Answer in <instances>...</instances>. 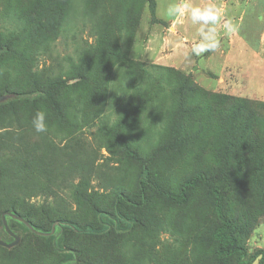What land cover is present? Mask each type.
Wrapping results in <instances>:
<instances>
[{"label": "rangeland", "instance_id": "obj_1", "mask_svg": "<svg viewBox=\"0 0 264 264\" xmlns=\"http://www.w3.org/2000/svg\"><path fill=\"white\" fill-rule=\"evenodd\" d=\"M32 1L0 0V36L16 35L22 30L16 12L25 9L30 16ZM177 2L157 0L156 17L157 12L164 20L172 17L166 15L167 7ZM116 4L120 6L117 0H69L68 16L62 27L59 29L58 23V30H49L53 36L38 35L39 41L25 50L26 59L24 67L17 71L18 80L27 83L25 86L28 87H38L36 84H39L48 90L52 86L56 96L64 101V109L60 110L59 116L45 101H34V97H29L28 104L12 122L0 124L2 147L8 148L13 157L32 158L38 162L34 174L27 179L25 193L20 195H24V203L29 208H52L80 221L83 226L95 224L93 206L109 207L115 192L120 190L134 193L139 168L134 154L126 149L150 151L164 141L166 144L170 142L171 138L164 134V130L170 117V109H167L176 103L172 94L175 89L168 81L171 74L163 69L173 68L175 73L198 85L203 76L199 61L186 71L171 66L173 63L168 51H164L167 50L166 42L163 46L168 25L159 19L153 23L151 10L146 6L129 54L135 62H142L151 78L146 79L142 71L121 67L119 63L112 66L104 63L105 67H100L96 76L88 73L89 65L83 66L84 80L76 76L69 82L75 86L67 89L53 86L59 80L73 78L78 72L81 56L87 55L90 47L95 45L93 17L103 23L104 14L100 15L103 7L106 6V16H109L111 7ZM203 27L206 28L205 22ZM7 60V55H0L1 65ZM92 64L95 67V63ZM156 65L159 67H152ZM245 87V98L253 99L255 95L254 101L264 103V82L256 91L250 85ZM0 98L6 100L8 97ZM185 99L181 104L186 107L190 99ZM38 111L45 113L47 130L42 133L36 132L32 123ZM122 121H126V130L119 134L117 128ZM186 130H191L190 123ZM187 131L183 132L187 138L178 145V151L160 157L154 165L155 180L172 191H177L199 167L197 160L190 156L196 145H199L196 153L209 152L204 151V144L199 140L197 143L194 135ZM214 183L225 192L227 212L235 224L234 232L249 256L264 251V191L260 194L252 186L253 181L237 174L231 180L218 178ZM142 218L140 228L124 239L110 240L112 242L108 246L105 240L87 243L81 239L87 243L85 253L94 251L95 259L83 256L80 264H98L102 258L109 264L116 258L122 260L120 264H186V259H190L188 264H215L212 262L214 244L210 233L217 221L212 198L201 187L192 192L190 201L183 207L153 196L148 208L142 211ZM54 233V228L51 234L35 232L38 236ZM17 237L19 247L13 256L0 252V264L29 263V243L35 241L23 236L20 243L22 238ZM128 243L134 247L132 252L127 246L121 247ZM118 248H121L119 255ZM47 260L37 264H49L52 259ZM253 264H260L259 258Z\"/></svg>", "mask_w": 264, "mask_h": 264}, {"label": "trees", "instance_id": "obj_2", "mask_svg": "<svg viewBox=\"0 0 264 264\" xmlns=\"http://www.w3.org/2000/svg\"><path fill=\"white\" fill-rule=\"evenodd\" d=\"M117 1L120 6L116 4L111 7L112 14L109 16H106V6L103 7L100 14H104L103 23L93 17L95 45L90 47L87 55L85 53L81 56V65L77 68L79 73H74L73 78L59 80L53 86L59 89L75 86L76 84L70 85L69 82L76 76L81 81L84 80L81 73L83 66L89 65L88 73L96 76L99 68L105 67L104 63H110L111 66L119 63L121 67L142 71L146 79L152 77L144 69L142 62H135L129 53L140 29L141 14L146 6L151 10V21L158 22L157 0ZM31 5L30 16H27L25 9L16 12V19L22 23V30L16 35L0 36V55L8 56V60L0 64V97H8L6 100L0 98V124L12 122L28 104L29 97H34V101H45L58 116L60 110L64 109V101L56 96L52 86L48 90L39 84H36L38 87L25 86L27 83L23 84L18 80L17 71L24 67L25 50L39 41L38 35L53 36L49 30H58L57 24L59 23L60 29L66 22L69 0H34ZM163 70L171 74L170 79L169 75L167 79L175 89L172 94L176 103L167 109H170V117L166 120L168 122L164 130V134L170 136L171 140L168 144L165 141L160 143L150 151L143 148L142 152L126 149L134 154L139 168L136 189L134 193L124 190L115 192L109 207L93 206L95 224L92 226H83L80 221L59 214L52 208H29L23 201L24 195H20L27 189L28 180L38 167V162L32 158L13 157L7 151L8 148L2 147L3 142L0 141V239L11 243L15 241L10 235L13 233L22 238L20 243L23 236L34 240V243H29L28 264L48 261V258L52 259L49 264H80L83 256L94 258V251L85 253L87 243L105 240L108 246L112 242L110 240L124 239L132 234L143 225L142 211L148 208L153 196L176 207H183L188 204L192 192L198 187L212 198L213 213L217 221L216 227L210 233L214 244L212 262L253 264L259 258V263L264 264V251H257L250 257L246 247L240 242L239 236L234 232V221L227 212L225 192L220 185L214 183L218 178L231 180L237 174L253 181L252 186L260 194L264 191V103L259 104L253 99L228 93L207 91L188 77L175 73L173 68ZM183 98L190 99L186 107L181 104L184 102ZM189 118L191 130L187 131ZM125 130L126 121H122L117 132L121 134ZM184 131L194 135L197 143L199 140L204 144L203 150L209 152L196 153L199 147L196 145L190 156L197 160L199 167L177 191H172L155 180L153 169L160 157L178 151V145L187 138ZM184 161L187 162L188 159ZM53 228L55 233L50 236L35 234L36 231L51 234ZM81 239L87 240V243ZM125 246L130 252L134 250L132 244H123L121 247ZM18 247L19 244L11 248L0 245V252L12 255ZM120 249L118 248L117 255ZM100 260L103 261L96 260L98 264H109L104 262V258ZM121 261L116 258L112 264H120ZM189 262L190 259H186V264Z\"/></svg>", "mask_w": 264, "mask_h": 264}, {"label": "crops", "instance_id": "obj_3", "mask_svg": "<svg viewBox=\"0 0 264 264\" xmlns=\"http://www.w3.org/2000/svg\"><path fill=\"white\" fill-rule=\"evenodd\" d=\"M179 2L182 0L177 3ZM188 2L193 7L201 8L214 3L220 7L221 16L216 22L206 23L201 19H194L191 8L183 17L172 16L166 20L157 12L159 21L167 24L166 30L170 31L166 33L167 40L163 43V46L167 44V50H163L168 51L173 63L171 66L186 71L199 61L203 75L199 84L216 92L244 97L245 86L250 85L254 91L258 90L264 82V0ZM202 21L206 23V28ZM226 24L229 27L226 28ZM211 29L215 31L211 32ZM205 34L213 36L218 47L197 55L194 51L196 45L211 42L206 41ZM255 98L254 95L253 99Z\"/></svg>", "mask_w": 264, "mask_h": 264}, {"label": "clouds", "instance_id": "obj_4", "mask_svg": "<svg viewBox=\"0 0 264 264\" xmlns=\"http://www.w3.org/2000/svg\"><path fill=\"white\" fill-rule=\"evenodd\" d=\"M189 8H191V15L194 19L198 18L205 21L206 23L208 21L216 22L219 20L221 16L220 7H218L214 3L208 4L207 6L201 8V7H193L188 2V0H182V2L179 3L169 4L167 7L166 15H171L173 17H183ZM225 27L227 28L229 27V25L226 24ZM210 31L214 32L215 29H211ZM205 39L206 41H211V42H205L196 45L194 51H196L197 55H199L201 52L214 50L218 47V43L215 41L213 36L205 34ZM32 123L35 128V131L38 133H42L47 130L45 123V113L43 111H38L36 113Z\"/></svg>", "mask_w": 264, "mask_h": 264}, {"label": "water", "instance_id": "obj_5", "mask_svg": "<svg viewBox=\"0 0 264 264\" xmlns=\"http://www.w3.org/2000/svg\"><path fill=\"white\" fill-rule=\"evenodd\" d=\"M14 218L19 219L17 216H14ZM21 221H23V220L21 219ZM4 224L6 225V222L5 221H4ZM27 225H28V227L31 228V226L29 224H27ZM6 229H7L8 232H10L7 227H6ZM10 235L15 238V241L13 243H6V242H4V241H2L0 239V245L1 246L6 247V248H11V247H13V246H15V245H17L19 243V238L18 237H16L13 233H10Z\"/></svg>", "mask_w": 264, "mask_h": 264}]
</instances>
